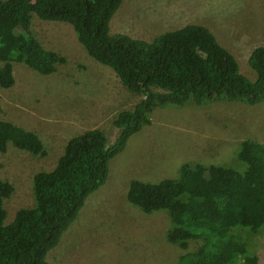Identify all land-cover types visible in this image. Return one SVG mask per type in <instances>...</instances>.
<instances>
[{
    "label": "trees",
    "instance_id": "1",
    "mask_svg": "<svg viewBox=\"0 0 264 264\" xmlns=\"http://www.w3.org/2000/svg\"><path fill=\"white\" fill-rule=\"evenodd\" d=\"M123 0H0V87L14 84V61L41 74L56 70L65 57L42 45L31 31L33 14L69 23L85 51L110 66L121 82L142 97L133 108L119 110V132L111 144L95 127L70 137L50 170L32 177L34 203L16 210L3 223V199L12 185L0 178V264H56L47 260L63 231L74 221L90 193L106 180L109 160L128 138L150 123L157 107L205 104L214 100L254 105L264 100V46L252 48L246 77L227 48L199 23H187L150 40L110 33V19ZM1 110V106H0ZM11 143L44 155L39 136L0 119V151ZM245 169L223 164L184 162L178 177L151 182L131 179L126 199L145 213L165 210V237L186 249L174 264H259L241 228L257 232L264 223V143L244 138L236 153Z\"/></svg>",
    "mask_w": 264,
    "mask_h": 264
},
{
    "label": "rangeland",
    "instance_id": "2",
    "mask_svg": "<svg viewBox=\"0 0 264 264\" xmlns=\"http://www.w3.org/2000/svg\"><path fill=\"white\" fill-rule=\"evenodd\" d=\"M187 23L207 26L236 58L240 71L256 77L248 57L264 46V0H123L110 19V33L150 40ZM31 31L43 46L65 57L56 70L41 74L14 61L12 86L0 87V119L35 132L46 150L32 154L7 144L0 151V178L12 185L3 199V223L17 209L34 203L32 177L50 170L66 141L99 128L111 144L119 132L116 113L133 108L142 97L125 86L115 71L91 57L67 22L42 20L33 14ZM1 64V62H0ZM151 121L127 140L109 160L105 182L90 193L74 221L47 253L56 264H174L186 249L166 240L170 218L165 210L145 213L126 199L131 179L155 182L178 177L184 162L223 164L245 169L236 157L239 143H264V100L248 105L214 100L205 104L155 107ZM264 264V223L257 232L237 231Z\"/></svg>",
    "mask_w": 264,
    "mask_h": 264
}]
</instances>
